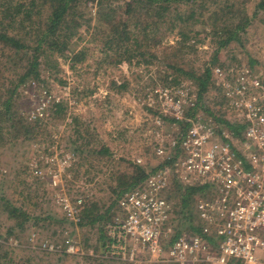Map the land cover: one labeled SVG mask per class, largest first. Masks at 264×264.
<instances>
[{
    "label": "rangeland",
    "instance_id": "1",
    "mask_svg": "<svg viewBox=\"0 0 264 264\" xmlns=\"http://www.w3.org/2000/svg\"><path fill=\"white\" fill-rule=\"evenodd\" d=\"M259 1H221V5L246 8L248 22L240 38L218 54L217 37L206 34L212 26L199 24L200 34L192 38L194 48L181 49L178 30H173L163 33L158 44L149 42L150 54L157 58L148 54L119 63L115 57L110 62L101 59L100 40H91L103 34L95 26L98 5L87 4L74 44L67 48L83 51L80 60L57 53L55 65L44 66L38 79H30L17 92L14 111L20 115L14 112L0 118V197L28 216L0 213V264H176L168 261L171 245L182 231L202 230L199 203L210 202L212 220L219 218L221 192L218 185H207V176L174 168L189 159L190 150L182 147L184 141L198 138V133L188 135L199 123L207 128L209 123L214 125L217 138L223 130L242 135L248 128L242 124L250 114L244 104L257 100L259 92L240 96L226 92V80L217 69L230 73L233 84L241 75L249 78V71L259 72L264 79V21L260 20L264 9L255 15ZM116 7L119 19L124 7ZM214 11V18L206 17L209 25L228 13V9ZM243 14L228 19L239 23ZM171 64L201 78L209 69L210 77L202 86L193 76L175 77ZM57 102L62 104L59 112L54 108ZM234 102L243 106L238 108ZM18 118L25 123L12 126ZM228 122H241L243 128L233 129ZM25 124H30L28 138L18 142L13 138L21 136ZM103 146L111 154L96 153ZM208 150L207 145L202 154ZM129 163L145 165L147 176L134 186H119L118 176L132 171ZM132 190L145 195L153 210L159 200L167 204L164 230L171 232L161 240V252H153L150 244L119 227L137 210L128 202L122 204ZM86 206L100 215L95 223L83 218ZM208 238L217 241L214 233Z\"/></svg>",
    "mask_w": 264,
    "mask_h": 264
},
{
    "label": "trees",
    "instance_id": "2",
    "mask_svg": "<svg viewBox=\"0 0 264 264\" xmlns=\"http://www.w3.org/2000/svg\"><path fill=\"white\" fill-rule=\"evenodd\" d=\"M221 1L200 0L197 3L196 0H0V118L15 112L19 95L17 92L30 79H38L44 66L48 68L52 64L55 65L57 53L66 57L72 54L73 61L80 60L77 58L83 54V51L67 48L70 43L74 44L72 39L78 33L79 18L84 16L87 4L90 5L89 2H97L98 9L95 15L98 21L95 26L98 28L97 31L103 33L102 38L101 36L98 38L95 34L91 40H100L102 45L100 50L103 53L101 59L110 62L115 57L119 63L123 58L133 61L135 58L148 54L157 58V55L150 54L149 42L153 40L158 44L162 41L163 33L173 32V30H178L177 42L181 49L194 48L196 41L192 38L200 34L197 30L199 24L212 26L208 27L206 34L210 36L213 34L217 37L215 42L219 44L216 51L218 54L219 49L240 38L248 22L246 8L236 9V5L227 3L221 5ZM117 5L124 7V14L119 19L116 17ZM257 7L255 15H259L261 13L259 11L264 9V0H260ZM225 9H228V13H225V17L223 16L224 18L220 20H228L230 24L218 20L220 16L213 21V25L207 24L208 19L216 15L214 10ZM241 11L244 17L239 23L228 19V16L235 17L236 13L241 14ZM260 20L263 22L264 18ZM211 30H214V33ZM217 57L219 55H215L216 60ZM221 65L225 66L224 63ZM168 67L174 70L175 77L179 73L193 76L195 82L201 83L202 86L206 85L210 77L209 69L206 78H201L181 66L171 64ZM55 105L56 112H59L62 104L57 102ZM50 108L54 109L53 106ZM15 113L20 115L18 111ZM21 118L23 119V116ZM21 118H18V124H12V126L23 125L25 122ZM240 123L228 122V126L233 129L239 127L241 130L243 127ZM25 125V129L23 128L20 133L21 136L13 139L19 142L21 138L23 140L28 138L26 134L30 130H27L30 124ZM235 133L238 134L239 131ZM2 142L7 141L2 139ZM96 153L109 155L111 151L103 146ZM129 164L133 165L132 171L130 173L125 171L118 176L119 186H134L147 176L145 165ZM0 207V213L9 212L14 216L19 212L25 218L28 217L26 212H20L22 209L14 207L5 197H0ZM99 217L98 213L95 214L89 206H86L83 216L86 221L95 223L94 220ZM21 225L22 223L17 224V226Z\"/></svg>",
    "mask_w": 264,
    "mask_h": 264
},
{
    "label": "built area",
    "instance_id": "3",
    "mask_svg": "<svg viewBox=\"0 0 264 264\" xmlns=\"http://www.w3.org/2000/svg\"><path fill=\"white\" fill-rule=\"evenodd\" d=\"M217 72L226 80V92L240 96L257 91L259 97L244 104L250 114L242 122L248 127L242 135L233 130H223L217 138L214 125L209 123L207 128L199 123L188 135L198 133V138L184 141L182 149L190 150L189 159L177 164L174 171L186 169L202 174L209 180L207 185H218L217 192H221V198L216 213L219 218L212 220L211 209L214 206L210 202L199 203L203 209L202 230L196 233L182 231L169 249L168 261L176 264L189 261L202 264H264V107L261 105L264 79L261 74L249 71V78L241 75L238 78L240 82L233 84L229 80L230 74H224L220 69ZM233 104L238 108L243 106V103ZM207 145L209 150L203 155ZM169 171L167 169L165 174ZM149 182L152 183L153 179ZM139 194L140 191L132 190L125 195L122 204L128 202L137 210L127 223L119 227L124 233H131L150 244L153 252H161V240L171 232L169 228L164 230L169 218L167 204L159 200L153 210L151 202L147 203L143 198L145 195ZM138 227L140 231H133ZM212 233L217 236L216 242L208 238Z\"/></svg>",
    "mask_w": 264,
    "mask_h": 264
}]
</instances>
